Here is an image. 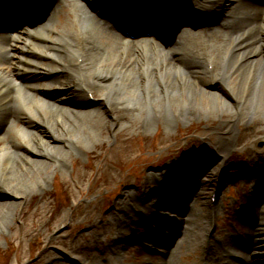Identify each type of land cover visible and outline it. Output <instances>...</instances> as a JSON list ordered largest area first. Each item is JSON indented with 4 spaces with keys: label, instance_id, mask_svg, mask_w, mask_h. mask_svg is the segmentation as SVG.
I'll list each match as a JSON object with an SVG mask.
<instances>
[{
    "label": "bare ground",
    "instance_id": "bare-ground-1",
    "mask_svg": "<svg viewBox=\"0 0 264 264\" xmlns=\"http://www.w3.org/2000/svg\"><path fill=\"white\" fill-rule=\"evenodd\" d=\"M68 2L65 19L54 9L41 30L32 29L17 44L8 40L5 50L0 48V226L10 227L23 201H29L24 214L50 204V193L41 196L46 191V175L51 168L64 171L70 152L84 153L89 147L101 146L110 136L122 159L130 151L129 143L139 135L147 138L158 123L163 127L158 143L165 145L171 124L164 118L175 121L182 116L185 121L214 122L219 131L211 140L214 155L184 153L170 160L160 173H147L145 183L152 182L155 188L136 194L135 205L122 191V197L114 202L113 215H94L93 208L87 211L78 203L62 209L52 220L47 217V221L63 222L69 210L70 221L76 225L83 222L82 228L92 229L88 235L117 229L115 239L98 243V255L93 253L96 236L95 241L86 240V245H81L82 251L73 249L74 254L82 252L83 263L115 264L131 227L141 221L149 224L152 219L146 212H158L168 205L169 220L180 229L178 234L174 232V249L164 251L157 264H264V148L253 147L259 140L264 144V0H163L166 9L186 6L200 14L217 10L225 16L242 7L247 14L241 28L225 22L216 32L180 28V45L165 59L157 56L167 46L146 37L136 42L144 40L152 45L149 57L139 54L137 47L133 48L137 53L126 58L112 52L124 41L125 33L133 35L124 29L121 19L126 17L120 6L115 4L117 10L110 14L100 13L102 17L110 15L111 21L98 15L107 21L96 20L97 24L89 27L85 24L91 17L89 5L80 0ZM49 3L30 0L32 11L39 8L37 4ZM122 3L125 5V0ZM133 4L137 5L126 0L127 7ZM170 14H165V22L172 26L168 30L174 31L178 16ZM36 16L27 19L33 21ZM39 80L41 85L35 83ZM28 98L40 116L28 106ZM15 125H21L16 132L11 127ZM235 131L234 140L230 134ZM29 135L34 143L28 140ZM238 151L246 158L238 160L235 167L255 183L246 209L241 211L245 228L221 244L217 237L223 236V231L211 230L217 209L199 205L207 181L193 180L190 171L201 172L202 163L212 167L206 172L212 178V194L218 191L216 185L220 188L226 181L228 154ZM111 173L118 185L129 184L127 177ZM183 189L190 192L180 202L186 204L175 206L173 202L181 196L174 193H184ZM238 250L245 252L235 259ZM184 252L192 254L184 256Z\"/></svg>",
    "mask_w": 264,
    "mask_h": 264
},
{
    "label": "rangeland",
    "instance_id": "rangeland-1",
    "mask_svg": "<svg viewBox=\"0 0 264 264\" xmlns=\"http://www.w3.org/2000/svg\"><path fill=\"white\" fill-rule=\"evenodd\" d=\"M115 4L118 7L120 6L124 12L129 11L130 7L123 5L122 0H113L111 4L113 8ZM138 7L136 8L140 10ZM185 10H187L186 15H198L193 10H188V8H185ZM140 11L148 15L142 10ZM127 12L126 17L128 18ZM142 13L139 12L140 18L145 16ZM65 15L61 13V17L64 19L66 18ZM222 18L223 20H221ZM223 22L224 17L220 18L217 13H212L209 17L196 21L194 23L195 27L190 29L200 31L208 28L216 32ZM85 24L86 26L94 27L97 23L92 18H86ZM111 50L116 56H120L118 51L115 49ZM42 62L45 63L46 61ZM35 83L41 85L43 82L39 80L35 81ZM34 98L38 99L39 96L34 95ZM91 100L94 101L95 99ZM26 102L36 116L41 115L34 108L31 98H28ZM164 119L171 124V131L168 135L169 141L165 145L158 143V138L163 133L162 124L158 123L152 127L147 138L139 135L129 143L127 151H130L125 158H118L116 141L109 136V139L103 142L101 146L89 147L84 153L77 155L74 152H70L71 157L64 171L51 168L46 175V183L44 185L46 191L41 195L50 193V204L44 205L38 212H27L24 214V212L28 211L29 201H23L20 205V210H18L15 218L11 221L10 227L8 225L0 226L1 261L5 262V264H88V261L82 262L83 257L80 254L82 252L74 254L73 249L78 250V252L82 251L81 245H86V240H96L93 253L98 255V250L101 248L98 243L104 239L108 241L115 239L117 229H113L112 232L107 229L103 232H95L92 235H88L92 229L89 226L82 228L83 222L76 225L70 221L71 211L69 210L65 220L60 223L47 221V217L51 216L50 220H52L53 216L59 215L62 209L65 210V208L78 203L87 208V211L93 208L94 215L100 216L104 213L113 215L114 202L122 197V191L128 193L133 200L131 203L135 205L138 194L155 188L156 185L154 183H145L143 176L147 173H160L170 160L181 157L184 153L201 152L203 153L202 155L207 153L210 156L215 154L211 140L219 131L214 127V122L197 119L185 121L182 116L179 119H175V121H171L167 116ZM18 126L20 128L21 125ZM18 126H11L12 130L16 132ZM249 129L250 127L247 128V130ZM200 131H205L211 137L206 134H200ZM230 136L235 140L237 131L230 134ZM9 140L16 142L15 140ZM28 140L34 143L35 139L29 135ZM253 147L261 150L264 148V144L259 140L253 143ZM244 158H246L245 155L243 153L240 154L239 151L228 154L224 169L226 181L220 188L218 185L215 186L219 190L215 196V203H212L209 198L211 189L214 187L212 178L206 175V172L211 171L212 167L202 163L199 167L202 168L201 172L199 169L190 171V178L193 180L202 179L207 181L206 194L199 205L206 208L208 204H211L217 208L218 213L212 221L211 229L215 227V229L223 231V236L217 237L223 244L228 238L234 236L237 231L245 228L240 210L245 203L249 202L248 198L250 199L252 195L255 182L254 178L245 177L241 170L235 167L238 160ZM215 164L216 161L213 168ZM109 165L112 168L111 171L118 173L123 178L127 177L129 184L122 187L121 184L118 185L116 181H113ZM77 172H79V175H77ZM183 190L184 193H174L175 197L181 196L180 201H171L170 203L173 202L175 206H178L183 199L187 198L190 192L186 189ZM188 200H191L190 196ZM191 202L193 203L194 201L191 200ZM184 204L186 202L178 207H182ZM188 204L191 205L190 203ZM191 206H194V204ZM164 207L159 208L158 212H146L152 219L149 224L144 221L136 222L137 224L135 223L131 227L132 232L129 234L126 232L129 237H125V244L120 251L121 255L115 259V264L158 263L159 255L167 251V249L161 247L157 241L165 238V244L168 245L170 238H173L171 229L173 231L177 229L178 231L180 228V225L169 220L171 215L166 209L168 205ZM196 208L198 209L199 207L196 206ZM22 211L24 215L21 214ZM85 234L86 236H84ZM94 236H96L95 240ZM240 253L241 250L236 251L237 255ZM191 254V252H184V256ZM184 256H182L183 259L185 258Z\"/></svg>",
    "mask_w": 264,
    "mask_h": 264
}]
</instances>
